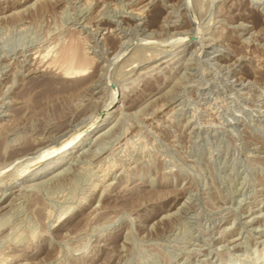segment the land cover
<instances>
[{
  "label": "rangeland",
  "instance_id": "1",
  "mask_svg": "<svg viewBox=\"0 0 264 264\" xmlns=\"http://www.w3.org/2000/svg\"><path fill=\"white\" fill-rule=\"evenodd\" d=\"M0 264H264V0H0Z\"/></svg>",
  "mask_w": 264,
  "mask_h": 264
},
{
  "label": "bare ground",
  "instance_id": "2",
  "mask_svg": "<svg viewBox=\"0 0 264 264\" xmlns=\"http://www.w3.org/2000/svg\"><path fill=\"white\" fill-rule=\"evenodd\" d=\"M72 48V47H71ZM70 48V49H71ZM75 49V48H74ZM76 50V49H75ZM66 52V51H65ZM76 53H78L77 51H75L74 53L72 52L71 54H70V52H69V57H68V59H66V56H67V52L65 53V55H64V58L67 60L66 61V65H65V63H63L66 67H64V70H65V73L66 74H76V73H81V72H83V71H85L86 69H88L86 66H84V68H78V70L76 69L75 70V67H74V70L75 71H73V64H75V62L79 59L81 62H79V60L77 61V63L76 64H78V62H79V67H82V65L84 64L85 65V63H87L88 62V60L87 61H85L86 59H83L84 57H83V55H82V57L80 56L81 54L79 53V56H77V54ZM77 56V58L78 59H76V56ZM81 57V58H80ZM63 58V57H62ZM76 60V61H75ZM93 60V59H92ZM53 62V61H52ZM74 62V63H73ZM73 63V64H72ZM82 65H81V64ZM92 63V62H91ZM62 63H61V65H63ZM81 65V66H80ZM87 65H88V63H87ZM90 65V64H89ZM77 66V65H76ZM78 67V66H77ZM86 67V68H85ZM78 75V74H77ZM81 75V74H80ZM104 112H105V110H104ZM107 120H108V117H106V119H105V121H104V123H106L107 122ZM100 122V121H99ZM98 122V123H99ZM98 123H96L95 125H88V126H86L87 127V132H85L84 134H82V133H78L72 140L74 141H68V142H65L64 144H62V146H61V148H62V151L60 152V154H58L57 156H55V157H52V158H48V159H46V157L47 156H49L50 154H52V153H54L55 151H57L58 149H60V148H56V149H54L53 151H51L50 153H47V154H44V155H41L40 157H38L37 159H38V161L40 160V161H42V160H44V162H46V161H48V160H50V159H53V160H51V161H48L46 164L44 163V165H43V167L40 169V170H36V169H34V170H32L33 172H31V170L30 171H27V172H24V174L22 175V173L20 174L21 176H22V178H24V177H26L27 179L29 178H35V177H41V176H43V175H45L49 170H52V169H54V168H56V167H58L59 165H61L62 163H64V162H67V160H69V158L71 157V155L73 154V152L77 149V148H79L80 146H82L83 145V143H86L87 141H89V140H91L92 139V136H95V135H97L98 133H100L102 130H99V131H97L96 129L98 128L99 129V126L98 127H96V125L98 124ZM103 123V124H104ZM105 128V126L103 127V129ZM95 131H97V132H95ZM73 142V143H72ZM72 143V144H71ZM43 147V146H42ZM44 148V147H43ZM42 148V149H43ZM48 148V147H47ZM38 151V150H37ZM37 151H36V155H37ZM39 154V153H38ZM18 156V155H17ZM27 156V155H26ZM23 157V156H22ZM8 163V162H7ZM11 164V163H10ZM17 164V163H16ZM20 165V164H19ZM27 166V165H26ZM2 169V168H1ZM22 170V169H21ZM20 172V171H19ZM31 172V173H30ZM19 176V175H18ZM58 176V175H57ZM16 191V190H15ZM88 215V214H87ZM69 231V230H68Z\"/></svg>",
  "mask_w": 264,
  "mask_h": 264
},
{
  "label": "water",
  "instance_id": "3",
  "mask_svg": "<svg viewBox=\"0 0 264 264\" xmlns=\"http://www.w3.org/2000/svg\"><path fill=\"white\" fill-rule=\"evenodd\" d=\"M85 132H87V129H85V130L82 131L81 133L84 134ZM61 151H62V148L58 149V150L55 151L54 153H52V154H50L49 156H47L46 159L57 156L58 154H60Z\"/></svg>",
  "mask_w": 264,
  "mask_h": 264
}]
</instances>
